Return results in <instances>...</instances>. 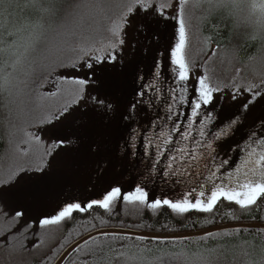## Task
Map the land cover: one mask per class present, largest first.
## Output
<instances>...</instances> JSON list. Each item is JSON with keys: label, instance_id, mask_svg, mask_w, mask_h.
<instances>
[{"label": "trees", "instance_id": "trees-1", "mask_svg": "<svg viewBox=\"0 0 264 264\" xmlns=\"http://www.w3.org/2000/svg\"><path fill=\"white\" fill-rule=\"evenodd\" d=\"M101 2L102 8H88L83 6L85 0H18L14 15L0 18V47L8 41V32L35 21H41L46 29L44 40L29 57L30 63L17 73L22 83L12 89L11 95L0 93V264H53L72 243L106 227L187 233L230 223H264V198L249 209L221 200L212 213L187 214L173 213L167 207L153 211L121 202L112 215L93 208L89 212L74 213L72 219L59 226H49L46 238L28 235L29 227L40 225V221L57 214L67 203L86 205L100 198L109 185L129 191L144 185L157 199H177V189H182L174 183V177L163 176L159 167L155 174H150L149 162L140 159L141 150L137 148V155L132 157L125 144L130 124L146 128L164 115L167 80L162 85L164 93L159 104L153 103L156 97L152 90H145L143 97L138 93L152 78L157 63L161 64L159 70L168 75L170 51L178 39L179 0H151L156 11L149 9L143 13L135 7L132 13L127 12L123 5L131 0ZM192 2L188 0L185 6L186 58L192 62L191 75L201 76L207 71L213 83L222 85H231L233 81L237 85L258 82L261 76L245 70L258 44L246 39L245 30L235 28V18L229 10L209 11L204 5L192 9ZM50 3L54 8L47 11ZM161 3L168 5L163 15L159 9ZM122 16H127L128 23L123 29L125 43L116 53V62L96 65L83 99L73 103L75 97L65 90L74 87L70 83L73 77L84 78L87 70L60 67L52 71L53 62L69 63L77 57L81 45L100 47L107 43L111 27ZM69 30L75 33L69 42L55 54L50 53V44L59 41L61 33ZM205 39L207 48L203 44ZM231 48L238 50L239 62L222 58L221 53ZM57 77L69 82L57 84L54 82ZM193 83L190 79L189 84ZM234 91L233 87H225L214 95L213 104L208 106L216 109L213 128L223 126L221 118L239 116L243 121L233 136L220 143L218 150L225 158L248 130L259 131L264 118V104L257 100L244 112L243 103L249 94L241 89L242 94L234 99ZM53 92L59 95L52 96ZM41 93L45 95L41 97ZM66 104L67 111L59 115ZM133 105L135 112L130 111ZM227 122L225 119L224 123ZM26 133L38 136L41 143L28 142ZM54 144L58 147L52 148ZM45 149L52 150L44 154ZM228 167L231 169L232 165ZM17 212L23 216L17 218ZM101 220L105 223L101 224ZM97 239L103 243L105 255L111 254L109 246L125 251L136 246L149 249L153 258L164 255L163 264H184L183 258H174L180 252L189 256L203 254L207 264H248L259 259L264 231H227L185 241L119 236ZM96 243L97 240L90 241L88 250L95 249ZM85 250V246L81 247V252H76L66 264H80L83 260L101 264L104 257L99 251L94 256H84L81 253Z\"/></svg>", "mask_w": 264, "mask_h": 264}, {"label": "snow or ice", "instance_id": "snow-or-ice-1", "mask_svg": "<svg viewBox=\"0 0 264 264\" xmlns=\"http://www.w3.org/2000/svg\"><path fill=\"white\" fill-rule=\"evenodd\" d=\"M179 27L178 39L170 51V66L168 75L160 71L161 64L155 65L152 78L148 79L141 86L139 95L143 97L145 90H152V95L156 97L153 103L159 104L160 97L164 93L162 85L167 80V98L164 101L162 117H158L147 125L146 128L130 124L125 144L131 151L129 155L135 157L137 148L141 150V161L148 163L150 174H155L157 168L165 177H174V183L181 185L182 189H177V199H157L146 186H134V190H124L120 186L109 185L100 194V198L81 203L69 202L62 207L57 214L40 221L41 228L49 226H59L62 222L73 218L74 213H85L93 208H99L112 215L117 204L123 202L127 205H137L147 207L153 211L167 207L173 213L187 214L189 212L212 213L218 203L223 200L234 203L240 209H249L257 205V202L264 198V118H261L259 131L248 130L245 138L235 144L229 151L227 158L221 155L220 143L230 138L239 130L243 123L239 116L221 118V125H216V109L209 108L213 104L214 95L222 92L225 87L235 89L233 98L236 99L241 93V89L247 92L248 100L243 103V111L247 112L250 105H255L257 100L264 104V77L258 82H241L239 85L235 81L231 85H222L219 82L213 83L209 74L201 76L191 75V61L186 58V48L188 46V33L186 31L185 6L188 0H179ZM88 8H102L101 0H85L83 5ZM19 7L18 0H0V18L12 17ZM128 13H132L134 7L143 12L153 8L151 0H131L124 4ZM168 5L161 3L159 9L161 15ZM54 8L49 4L47 11ZM254 11L264 13V2L257 0L253 4ZM127 16H122L119 23H114L110 29L111 38L102 46L96 47L81 45L78 48V55L69 63H55L52 71L56 68H71L73 70L86 69L84 78L73 77L70 81L74 87L66 89L75 97L73 103L83 99V93L91 82V75H95L96 65L115 63L116 53L122 49L125 43L123 39V29L127 26ZM45 25L41 21H35L24 28L8 32V41L0 47V93L12 94V89L18 87L17 73L24 69L29 63V57L36 50V47L44 40ZM71 30L61 33V39L50 44L49 52L55 54L62 46L67 44L72 35ZM204 47H208V41H203ZM77 51V49H73ZM45 59H48L46 57ZM143 79V77H138ZM193 80L195 83L189 84ZM57 84L68 83L67 79L61 80L57 77ZM43 87V84H41ZM135 92V90H134ZM41 97L45 94L41 93ZM52 96L59 95L53 92ZM103 104L104 101H99ZM107 107H111L108 105ZM68 109L64 105L59 110V115H63ZM186 110V111H185ZM135 112V105L130 109ZM57 118H59L57 116ZM127 119V117H126ZM227 119V123L224 120ZM51 123V119H48ZM28 142L41 143L38 136L33 133H26ZM62 143V142H61ZM58 147L54 144L52 148ZM52 149H45L44 154H50ZM235 155V160H234ZM232 165L229 169V165ZM17 218L23 216L22 212H17ZM105 221L101 220V224ZM95 249L88 250L89 241H84V256L95 255L99 251L104 257L101 264H163L164 255H156L154 258L147 248L130 246L127 251L117 250L109 246V255L103 254L104 245L96 237ZM142 239V238H141ZM44 243V240H41ZM75 251L81 252L78 246ZM174 258H183L184 264H207V258L203 254L189 256L180 252L174 254ZM80 264H95V261H80ZM248 264H264V246L261 247L259 259L249 261Z\"/></svg>", "mask_w": 264, "mask_h": 264}, {"label": "clouds", "instance_id": "clouds-1", "mask_svg": "<svg viewBox=\"0 0 264 264\" xmlns=\"http://www.w3.org/2000/svg\"><path fill=\"white\" fill-rule=\"evenodd\" d=\"M257 0H193L192 9L206 6L207 10L227 9L235 18V28L245 30L246 39L257 43L258 48L245 64V70L254 76L264 77V13L254 11L253 4ZM264 2V0H260ZM222 58L239 62L240 56L236 48L226 49Z\"/></svg>", "mask_w": 264, "mask_h": 264}, {"label": "water", "instance_id": "water-1", "mask_svg": "<svg viewBox=\"0 0 264 264\" xmlns=\"http://www.w3.org/2000/svg\"><path fill=\"white\" fill-rule=\"evenodd\" d=\"M243 229H259L264 230V223H230L225 225H219L203 231H193L187 233H150L145 231H139L130 228L121 227H106L94 230L74 243L68 246L61 255L56 259L53 264H66L68 260L76 253L75 249L79 246H84V241H92L93 237H105V236H119L128 237L134 239H143L150 241H185L197 238L207 237L216 233Z\"/></svg>", "mask_w": 264, "mask_h": 264}, {"label": "rangeland", "instance_id": "rangeland-1", "mask_svg": "<svg viewBox=\"0 0 264 264\" xmlns=\"http://www.w3.org/2000/svg\"><path fill=\"white\" fill-rule=\"evenodd\" d=\"M47 229L48 228H41L40 225H33L29 227L28 235L34 237H45L47 236Z\"/></svg>", "mask_w": 264, "mask_h": 264}, {"label": "bare ground", "instance_id": "bare-ground-1", "mask_svg": "<svg viewBox=\"0 0 264 264\" xmlns=\"http://www.w3.org/2000/svg\"><path fill=\"white\" fill-rule=\"evenodd\" d=\"M252 223H261V222H252ZM255 230H259V229H255ZM203 231V230H202ZM235 231V230H234ZM264 231V230H263ZM225 232H227V231H225ZM221 233V232H220ZM216 234H218V233H216ZM214 235V234H213ZM204 238V237H203ZM197 239H199V238H197ZM193 240V239H192Z\"/></svg>", "mask_w": 264, "mask_h": 264}]
</instances>
